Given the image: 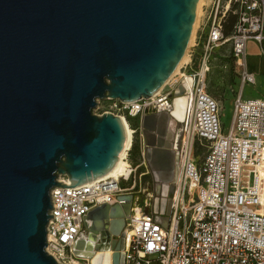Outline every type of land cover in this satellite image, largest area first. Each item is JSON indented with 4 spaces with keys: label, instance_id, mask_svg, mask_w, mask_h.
I'll return each instance as SVG.
<instances>
[{
    "label": "water",
    "instance_id": "obj_1",
    "mask_svg": "<svg viewBox=\"0 0 264 264\" xmlns=\"http://www.w3.org/2000/svg\"><path fill=\"white\" fill-rule=\"evenodd\" d=\"M198 0H0V264H59L45 251L50 190L100 178L124 144L120 117L94 114L99 99L149 98L183 56ZM171 112L139 120L145 160L167 214L174 191L175 120ZM102 203L73 245L88 264L111 250L124 264L122 229L132 196ZM165 223V217L155 215Z\"/></svg>",
    "mask_w": 264,
    "mask_h": 264
},
{
    "label": "built area",
    "instance_id": "obj_2",
    "mask_svg": "<svg viewBox=\"0 0 264 264\" xmlns=\"http://www.w3.org/2000/svg\"><path fill=\"white\" fill-rule=\"evenodd\" d=\"M228 15L234 16V23L225 33ZM199 18L204 23L198 59L185 61L149 98H107L120 113L112 114L138 121L134 128L128 124L126 173L76 185L61 175L58 180L70 186L51 188L44 249L59 264L76 258L73 245L87 235V213L102 203H121L118 197L124 194L132 196L122 229L124 264H264V99L240 94L244 85L254 83L244 56L248 41H264V0H210L206 9L200 5ZM224 44L230 45L239 87L225 131L221 105L207 90L213 51ZM179 83L185 86L187 100L174 191L167 214L160 215L165 217L161 224L152 210L136 206V187L149 172L139 120L148 113L171 112Z\"/></svg>",
    "mask_w": 264,
    "mask_h": 264
},
{
    "label": "rangeland",
    "instance_id": "obj_3",
    "mask_svg": "<svg viewBox=\"0 0 264 264\" xmlns=\"http://www.w3.org/2000/svg\"><path fill=\"white\" fill-rule=\"evenodd\" d=\"M204 1L205 0H201L200 5H202ZM199 14H200V6H199L198 13H197V20L195 23V27L193 30V35H192L193 37H194V32L197 26ZM193 37L186 51H188V48L192 44ZM186 60H187V55H186L185 61ZM233 80L234 79H233V74L231 73V70L225 71L220 64L214 67L207 77V89L209 93L220 102V105H221L220 112H219V119H220V124H221L223 131H225L229 127L230 122H231L232 95L230 93V90H231V84ZM249 92L250 90L246 86L244 88V95L249 94ZM112 103L113 101L111 100L99 99L97 100L95 107L92 109V112L94 114L99 115V114H102L104 111L109 110L110 113L113 112L114 114L120 115V113L116 109L111 108ZM127 120H128V124L132 128H134L138 124V121L136 118H128ZM131 160H132V157H131ZM140 170L141 169H139V171ZM127 184H129V182H121V185H127ZM136 190L137 192L135 195L138 197L137 205L142 207L143 210H148V211L152 210L157 215L162 214V211L164 210L163 209L164 204L163 202H161V200L158 197L156 198L154 194L153 183H152L150 173L145 174L141 177V182L139 184V187H136ZM145 202L147 203L149 202L148 204L149 206H145L146 204ZM162 204H163V207H162ZM74 260L77 261L76 264H88L87 259L74 258Z\"/></svg>",
    "mask_w": 264,
    "mask_h": 264
},
{
    "label": "crops",
    "instance_id": "obj_4",
    "mask_svg": "<svg viewBox=\"0 0 264 264\" xmlns=\"http://www.w3.org/2000/svg\"><path fill=\"white\" fill-rule=\"evenodd\" d=\"M210 0H205L203 2L204 8L209 5ZM204 23L203 18H199L197 22V26L194 32V37L192 44L190 45L188 51H186L187 60L194 62L195 59H198L199 50H200V43L201 40L199 36L202 35V25ZM211 70L218 66L219 64L225 71L231 70L233 74V82L231 84L230 93L232 95V100L235 97L237 91L239 90L237 78L234 75L232 63V57L230 55V45L224 44L213 51L211 57ZM226 66V68H224ZM244 67L245 69L250 72L254 77L253 84H246L244 85L241 90L240 94L242 98H262L264 99V41L261 43H257L256 41L250 40L246 43V51L244 56ZM210 70V72H211ZM209 72V74H210ZM208 74V75H209ZM208 77V76H207ZM248 87L250 90L249 94L244 95V88ZM208 90V89H207ZM209 92V91H208ZM219 102V101H218ZM232 103V101H231ZM220 104V102H219Z\"/></svg>",
    "mask_w": 264,
    "mask_h": 264
},
{
    "label": "bare ground",
    "instance_id": "obj_5",
    "mask_svg": "<svg viewBox=\"0 0 264 264\" xmlns=\"http://www.w3.org/2000/svg\"><path fill=\"white\" fill-rule=\"evenodd\" d=\"M200 2L201 0H198L197 2V8H196V13H195V17H194V21H193V25H192V30H191V34L189 37V41L187 44V47L189 46L191 39H192V35H193V30L195 27V23L197 20V13L199 10V6H200ZM186 47V50H187ZM186 50L183 54V56L181 57V59L179 60V62L177 63L176 67L174 68V70L172 71L171 75L168 77V79L165 81V83L175 74L177 73V71L179 70L180 66L183 64V62L185 61L186 58ZM164 83V84H165ZM163 84V85H164ZM162 85V86H163ZM161 86V87H162ZM161 87L158 89V91L161 89ZM157 91V92H158ZM120 120L121 123L123 125V129H124V144L123 147L115 161V163L111 166V168L104 174L102 175L99 179L104 178V177H108V176H112V177H117L118 175H121L122 173H126V169H127V162L123 160V155H124V151L128 146V142H129V136H130V127L128 126V122L127 120L120 116ZM137 208L139 207V205H136ZM137 210V209H136ZM111 250H108L107 252H99L96 254V256L93 258V260L90 261V264H111ZM77 261L76 260H72L70 261L68 264H76Z\"/></svg>",
    "mask_w": 264,
    "mask_h": 264
},
{
    "label": "flooded vegetation",
    "instance_id": "obj_6",
    "mask_svg": "<svg viewBox=\"0 0 264 264\" xmlns=\"http://www.w3.org/2000/svg\"><path fill=\"white\" fill-rule=\"evenodd\" d=\"M173 128H174V130H173V143H174L175 149H176L178 146V143H179V138H180L181 129H182V123L175 120V124H174ZM177 160H178V156H177ZM176 165H177V161H176ZM148 173H150V172H148ZM152 183H153V190H154V194H155L156 198L158 197L161 200V202H163V204H164V196L161 194V192L156 191V189H155L156 183L153 182V180H152ZM163 204H162V207H163Z\"/></svg>",
    "mask_w": 264,
    "mask_h": 264
},
{
    "label": "trees",
    "instance_id": "obj_7",
    "mask_svg": "<svg viewBox=\"0 0 264 264\" xmlns=\"http://www.w3.org/2000/svg\"><path fill=\"white\" fill-rule=\"evenodd\" d=\"M233 23H234V16L228 15V17L226 18L225 23H224V32L225 33H229L230 32ZM134 148H136V147L134 146Z\"/></svg>",
    "mask_w": 264,
    "mask_h": 264
}]
</instances>
